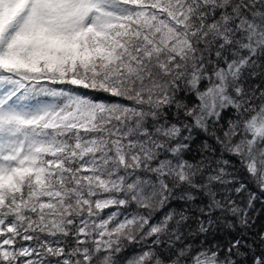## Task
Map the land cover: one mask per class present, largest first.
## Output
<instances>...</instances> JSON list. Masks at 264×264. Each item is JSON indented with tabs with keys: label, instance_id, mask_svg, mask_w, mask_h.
I'll return each mask as SVG.
<instances>
[{
	"label": "snow or ice",
	"instance_id": "1",
	"mask_svg": "<svg viewBox=\"0 0 264 264\" xmlns=\"http://www.w3.org/2000/svg\"><path fill=\"white\" fill-rule=\"evenodd\" d=\"M0 264H264V0H0Z\"/></svg>",
	"mask_w": 264,
	"mask_h": 264
},
{
	"label": "trees",
	"instance_id": "2",
	"mask_svg": "<svg viewBox=\"0 0 264 264\" xmlns=\"http://www.w3.org/2000/svg\"><path fill=\"white\" fill-rule=\"evenodd\" d=\"M254 83H260V81L257 79L256 81H254ZM254 191H256V189H253ZM257 207H259V204L257 205ZM135 249L133 248H129L128 250V254H131Z\"/></svg>",
	"mask_w": 264,
	"mask_h": 264
}]
</instances>
